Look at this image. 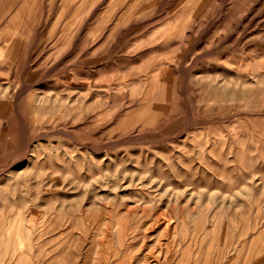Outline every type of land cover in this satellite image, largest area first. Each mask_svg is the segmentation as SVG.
<instances>
[{
    "label": "rangeland",
    "instance_id": "rangeland-1",
    "mask_svg": "<svg viewBox=\"0 0 264 264\" xmlns=\"http://www.w3.org/2000/svg\"><path fill=\"white\" fill-rule=\"evenodd\" d=\"M0 264H264V0H0Z\"/></svg>",
    "mask_w": 264,
    "mask_h": 264
},
{
    "label": "bare ground",
    "instance_id": "bare-ground-1",
    "mask_svg": "<svg viewBox=\"0 0 264 264\" xmlns=\"http://www.w3.org/2000/svg\"><path fill=\"white\" fill-rule=\"evenodd\" d=\"M3 54H5V55H6V53H3ZM5 55H4V57H5Z\"/></svg>",
    "mask_w": 264,
    "mask_h": 264
}]
</instances>
